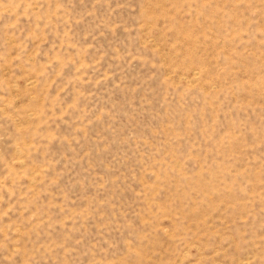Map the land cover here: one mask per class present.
Masks as SVG:
<instances>
[{"label":"rangeland","instance_id":"rangeland-1","mask_svg":"<svg viewBox=\"0 0 264 264\" xmlns=\"http://www.w3.org/2000/svg\"><path fill=\"white\" fill-rule=\"evenodd\" d=\"M0 264H264V0H0Z\"/></svg>","mask_w":264,"mask_h":264}]
</instances>
